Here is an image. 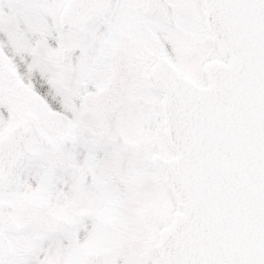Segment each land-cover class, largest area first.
Returning <instances> with one entry per match:
<instances>
[{
    "label": "snow or ice",
    "instance_id": "snow-or-ice-1",
    "mask_svg": "<svg viewBox=\"0 0 264 264\" xmlns=\"http://www.w3.org/2000/svg\"><path fill=\"white\" fill-rule=\"evenodd\" d=\"M54 96L0 55V264H264V0H0Z\"/></svg>",
    "mask_w": 264,
    "mask_h": 264
},
{
    "label": "rangeland",
    "instance_id": "rangeland-1",
    "mask_svg": "<svg viewBox=\"0 0 264 264\" xmlns=\"http://www.w3.org/2000/svg\"><path fill=\"white\" fill-rule=\"evenodd\" d=\"M24 38L17 40L14 35H10L6 28L0 29V55H5L4 45L8 47L6 50V59L15 70L19 65L24 66V71L21 73L22 79L26 82L28 88H32V79L39 75L44 77L45 59L46 58V43L43 36L34 33L28 25H22ZM11 52V54H9ZM21 61L17 64V61ZM29 76V77H28ZM26 78V79H25ZM47 83V81H46ZM58 89L62 90L65 83H56Z\"/></svg>",
    "mask_w": 264,
    "mask_h": 264
},
{
    "label": "flooded vegetation",
    "instance_id": "flooded-vegetation-1",
    "mask_svg": "<svg viewBox=\"0 0 264 264\" xmlns=\"http://www.w3.org/2000/svg\"><path fill=\"white\" fill-rule=\"evenodd\" d=\"M46 43V81L49 84L50 91L54 96H64L66 94V75L63 72H57L56 69L58 67L57 62L53 59H49L47 56V48H48V40L46 39L44 42ZM45 81V82H46ZM58 82L65 83V86L62 90L58 89L57 84Z\"/></svg>",
    "mask_w": 264,
    "mask_h": 264
}]
</instances>
